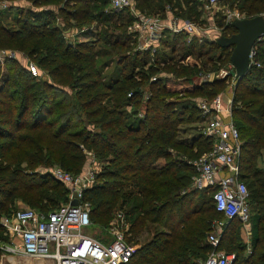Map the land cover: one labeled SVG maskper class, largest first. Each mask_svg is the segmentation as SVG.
<instances>
[{
  "label": "trees",
  "instance_id": "obj_1",
  "mask_svg": "<svg viewBox=\"0 0 264 264\" xmlns=\"http://www.w3.org/2000/svg\"><path fill=\"white\" fill-rule=\"evenodd\" d=\"M6 1L0 15L13 11L15 26L0 21V47L27 56L48 77L37 79L20 58L5 57L3 68L0 63V205L18 197L35 209L50 210L65 202L68 188L47 169L57 166L76 174L86 157L83 149L90 150L103 161L84 192L90 217L105 223L116 209L124 210L126 239L136 245L125 264H200L211 249L206 241L209 223L224 215L216 210L210 188L204 187L210 192L207 197L202 189L191 187L195 170L187 160L207 151L211 140L197 125L196 135L180 137V123L199 119L198 92L207 97L217 93L225 79L199 80L198 72L223 65L231 46H220L217 37L201 41L195 37L181 48L176 42L185 36L181 32L169 40L171 52L161 50L155 60L148 50L133 45L127 30L121 32L122 41L117 39L119 31L112 32L114 40L105 42L124 53L116 55L112 74L103 79L101 72L112 61H96V39L70 41L65 34L81 29L87 17L95 25L112 20L106 0H25L26 6L19 0ZM172 1L135 0V4L146 13L169 5L184 17L174 6L177 1ZM234 3L248 16L264 12V0H229ZM59 15L62 18L56 19ZM222 31L229 35L235 29L229 23ZM263 44L264 39L257 44L260 65H264ZM186 54H194L198 63L182 62ZM158 69L164 72L156 74ZM169 73L174 80H164ZM144 92L149 93L145 100ZM251 93L235 92L231 106L239 134L247 130L249 141L264 135V110L253 113ZM248 166L253 163L247 162ZM249 173L255 179L245 182L252 247L241 253V248L235 251L229 240L221 239L219 248L235 252L231 264H264V225L259 227L264 223V170L253 166ZM235 220L240 219H229ZM147 232L151 235L144 237Z\"/></svg>",
  "mask_w": 264,
  "mask_h": 264
},
{
  "label": "built area",
  "instance_id": "obj_2",
  "mask_svg": "<svg viewBox=\"0 0 264 264\" xmlns=\"http://www.w3.org/2000/svg\"><path fill=\"white\" fill-rule=\"evenodd\" d=\"M201 7L210 9L220 5L222 0H196ZM111 8L123 9L131 17L129 31L133 32L136 48L148 50L156 54V48L167 32L186 34L187 40L212 39L221 34L226 24L239 17L236 10L222 6L223 23L212 26L207 30L202 25L195 24L191 19L180 18L173 14L169 5L162 13L146 14L134 5V0H108ZM7 5L6 0H0V7ZM211 26V24H210ZM219 27V28H218ZM8 54L0 50V59ZM12 57L14 54L10 53ZM257 43L254 42L249 51L251 65L259 66L256 58ZM10 56V55H9ZM189 55L181 58L187 64L198 63L190 60ZM28 67L31 73L36 74V66L30 62ZM233 67V66H232ZM231 64L220 67L218 70H200L199 80L233 76ZM164 80H174L171 73ZM156 75L151 76V80ZM131 92H128L130 95ZM232 101L224 100L217 93L210 98L199 97L196 107L199 111L198 127L203 135L211 140V147L197 157L190 158L187 163L195 170L192 175V186L195 188L208 187L212 192V199L217 211L229 220L238 218L243 222L250 216L249 191L246 183L240 177V164L237 156L240 152L241 141L239 131L233 119L228 116ZM142 112H139L141 115ZM52 175L63 182L68 188L67 200L50 210H39L33 207H22L12 214L1 216V223L6 232L17 237L16 250L19 253L52 260L54 264H125L131 258L135 245L126 239L128 229L127 216L123 209H116L110 222L111 239L101 241L86 233L91 223L89 202L84 199L85 190L95 181L97 170L90 167L76 174L60 167L47 169ZM75 198L77 202L71 203ZM220 219H215L214 229L206 235V241L211 249L205 256L202 264H231L235 252L219 248L222 226ZM216 228H219L216 230ZM9 249H14L10 247ZM250 250V247H248Z\"/></svg>",
  "mask_w": 264,
  "mask_h": 264
},
{
  "label": "rangeland",
  "instance_id": "obj_3",
  "mask_svg": "<svg viewBox=\"0 0 264 264\" xmlns=\"http://www.w3.org/2000/svg\"><path fill=\"white\" fill-rule=\"evenodd\" d=\"M176 1H177V4L174 3V0L172 2L174 3V6L177 7V10L178 11L180 10L182 13H184L183 15L186 14L184 17L180 16L179 14H176L178 17L183 18V19H185V18L191 19L195 24L202 25L207 30L212 29L213 28L212 26H214V25L220 26L223 23L222 12H221V10L218 11L217 9L218 8L221 9L222 6H224V5L226 7L227 4H229V0H222L220 2V5L213 8L212 13H211L210 9L201 7L200 5H198V3H195L193 1H187V2H185L183 0H176ZM149 2H150V5L152 6L153 5L152 1H149ZM154 3H156V2H154ZM80 4H82V3H80ZM75 5L76 4H74V3L72 4V6H75ZM96 5H98L97 2H96ZM105 6H106V10H110V12H112L113 17H114L112 20H108L107 22H105L106 24H99V25L96 24L95 25V22L91 21V23H90L89 22L90 18L87 17V18H85V22H83L84 25L82 27H80V28H84L87 25L92 27V30H93V33H92L93 38L92 39H94V40L96 39L95 40V50H96V54L98 55L96 58V61H98V63H99V61H104V60L105 61H108V60L112 61L111 63H109L108 67H105L103 69V71L101 72L102 78L105 76H108L109 74H112L111 72L114 70V68L116 66V62L114 61L116 59V55L124 53L123 48L120 49L117 46L115 48H110V45L108 43H106L105 41L106 40H114L115 35L112 32H118V31L120 32V34L119 35L116 34L117 39H119V41L124 40L125 37L122 35L124 33H121V32L124 29L127 30V26L129 24V22L131 21L130 15L125 10L119 9L118 10L119 12L122 11L119 14L117 11H114L113 9L110 8V5L107 2V0H106ZM137 7H138V9H140V7L138 5H137ZM2 8H4V7H2ZM93 8L94 7H91L90 9L93 10ZM163 10H160L158 12L162 13ZM173 10H175V9H173ZM173 10H171V11L173 14H175L173 12ZM158 12H156V13H158ZM12 13H13V11H12ZM12 13L5 12L4 15L1 14L0 15V21L3 24H6L8 26H15V19H14ZM143 13H146V12H143ZM146 14H151V13H146ZM20 16H21V14H20ZM119 16H123V17L119 18ZM239 17H241V14L239 15ZM60 18H62L61 15L56 17V19H60ZM69 21L71 23L74 22L73 19H70ZM92 24H94V25H92ZM210 24H211V26H210ZM80 30H82V29H78V30L73 29L71 31L66 32L65 35L67 38H69L70 41H74L75 39L79 40V41L91 40V39H86L87 38L86 35L81 34ZM220 31H221V33H223L222 29H220ZM173 35L174 34H171V37ZM198 40H200V39H198ZM176 42H177V46H180L181 48H183V47H185V46H182L184 44V42L188 43L189 40H187L186 34H185V36L181 35L179 37V39H176ZM131 43L127 42V44H130V46H132ZM133 45L136 47V44H133ZM206 46H208V45H206ZM179 48H178V50H179ZM0 50H4L5 52H8V54H6V56L5 55L3 56V54H2L3 58L0 59V63H2V68L4 66V64H3L4 61H2V60H4L5 57H12L10 54V53H12L15 55V57H13V58H20L22 63L29 64L30 62H32L36 66V74H34V76L37 79L48 77L46 72H44V70L40 69L34 61L30 60L27 56L23 55L22 53L17 52L14 48L0 47ZM212 52H214V51L212 50ZM176 54H177V52L175 53V55ZM192 55H194V54H192ZM193 59L198 61V59L195 57V55L193 56ZM190 60H192V59H190ZM223 62H224L223 65L219 66V68L225 67L227 61L226 62L223 61ZM140 68L142 70L143 69L145 70V68H142V66H140ZM219 68H217L216 70H218ZM127 70H128V66L125 68V71H127ZM216 70H213V71H216ZM162 72H164V71H161L160 69L155 71L156 74H162ZM48 80H50V79H48ZM58 86L60 89L65 88V90H70L66 87L67 85H58ZM218 92H221V90ZM203 94H204V92H198L197 99L199 97H207ZM148 95H149L148 92H144L142 99L145 100V98ZM175 95H177V94H175ZM179 96H185V95H179ZM207 98H210V97H207ZM127 109H130V106H127ZM195 125L198 126L197 122L195 123L194 121L181 122L180 123V127H181L180 130H182L183 132L179 133L180 137H189V136L196 135L197 130L195 129ZM240 133H241V131H240ZM83 150L86 153V157L84 158V161H83V163L79 169V172L82 170H87L90 167H94L98 171L102 165V162H103L101 160V158L95 156L92 153L93 151L86 150V149H83ZM191 187H194V186H191ZM199 189H202V190H200V192H205L207 197L210 196V192H208V190H206L204 188H199ZM84 199L89 202V200L86 199L85 196H84ZM89 206L91 207L90 203H89ZM22 207H33V205L21 200L18 197H15V199L10 200V201L8 199H6L3 202V204L0 205V220H1L2 215L10 213L13 210H16V209L22 208ZM253 209H254V206L251 205V214H254V212H255ZM111 216L112 217H109V220L107 219L108 221L105 223L99 222L98 221L99 219H93L92 218V223L88 228H86V233L89 234L90 236L94 237V238L100 239L101 241H104V242L109 241L111 239V235H112L109 226H110V222L113 218V214ZM215 218L220 219L223 222L221 229L216 228V230H218V229L220 230L219 232L221 234V239L223 241L229 240L228 242L230 243V247H232L231 249H234L235 251L238 248L239 249L241 248V253L242 252H248V247H250V246L252 247V243H251L252 238H253L252 229H251L252 228L251 227L252 222L251 221L250 222L249 221L243 222L240 220L239 221H236V220L235 221H229L223 216H221V217L217 216V217H214L211 219V221L209 223L210 230L214 229V227H215V225H213V223H212V220ZM263 225H264V223L259 222V227H261ZM0 228L2 229V230L0 229V264H17V263H15V261L12 260V257H13L12 255H15L16 257H18V259L30 257L27 255L25 256V254L19 253L16 250V246H17V242H18L17 237L13 234H9L8 232H6L1 221H0ZM151 230H153V228L150 229V232H151ZM149 235H151V234L149 232H147L144 235V237H149ZM245 245H246V249H245ZM10 247H12L14 249H9ZM243 247H244V249H243ZM135 249H136V245H135ZM231 251H233V250H231ZM201 262L202 261L200 260L199 263L201 264ZM19 264H21V263H19ZM44 264H50V262L45 260Z\"/></svg>",
  "mask_w": 264,
  "mask_h": 264
},
{
  "label": "crops",
  "instance_id": "obj_4",
  "mask_svg": "<svg viewBox=\"0 0 264 264\" xmlns=\"http://www.w3.org/2000/svg\"><path fill=\"white\" fill-rule=\"evenodd\" d=\"M17 3H19L23 6L27 5L25 3V0H19V1H17ZM134 5L137 7V5L135 4V1H134ZM227 6L232 8L233 10L238 11V13L241 14V17L248 16V15H245V13L243 11L239 10L236 3H234L233 5L227 4ZM139 10H141V9H139ZM261 14L264 15V12H261ZM238 18H240V17H238ZM92 25H94V24H92ZM81 29L82 30H80V32H81V34L86 35V37H87L86 39H92L93 38V36H92L93 30H92L91 26L87 25ZM127 32L130 34V37L135 40V36H134L133 32L129 31V24L127 26ZM167 34L168 35L165 36V38H163L161 45H159V47L156 48V51L159 53L161 50L162 51L165 50L166 52L167 51L171 52V44L169 42V40L171 39V33L167 32ZM166 37H168L167 42H166ZM263 39L264 38H260L259 40L256 41V43L258 44V42H260ZM74 41H79V40L75 39ZM135 44H136V40H135ZM231 48H230V51H231ZM157 52L154 55L150 53L155 60H157V58H155L158 55ZM263 53H264V44H263V51L261 54V58H264ZM166 54L170 55L168 53H166ZM186 55H189L190 59H192L194 56L192 54H186ZM261 58H260V60H261ZM262 63H263V61H262ZM229 64H231V63L228 60L225 67H228ZM231 67H232V65H231ZM232 70L234 71L233 76L227 75L225 77H221V78H224L225 80L219 86L220 88L217 89L218 91L221 90V92H218V91L217 92L220 93V95L224 98V100H227V101H229V100L232 101L234 99L235 92H240V93H244L247 95L249 94V92L250 93L252 92L251 98L254 99V103H252L251 107H252L253 113L257 114L258 109L264 110V65L263 64H261L259 66L251 65L250 69H248L249 72L246 74V77H245L246 79L244 81H241V82L240 81L238 82V80H236L234 67H232ZM251 88H253L255 90L251 91L250 90ZM228 116L231 117L235 123V120H234L233 114H232V108H231V111L228 114ZM235 125H236V123H235ZM248 135L249 134H248L247 130L244 131L243 134H239V140L241 141V143H240L241 146H240V152L237 156V159L239 161V164L241 163L240 164V175H241L240 177L244 182L249 184L251 182H255L254 177L252 176L251 173H249V170L253 166L257 169L264 170V135L261 136L260 138H256V137L253 138L252 137L250 141L248 139ZM247 162H252L253 166L247 167ZM12 256H13L12 260L15 261V263H17V264H19V263H21V264H35L34 261H31V259L29 257L18 259V257H16L15 255H12ZM35 258H37V257H35ZM38 258H40V257H38ZM40 259H42L43 261L47 260L48 262H50V264H54V262H52V260H49L46 258H40Z\"/></svg>",
  "mask_w": 264,
  "mask_h": 264
},
{
  "label": "water",
  "instance_id": "obj_5",
  "mask_svg": "<svg viewBox=\"0 0 264 264\" xmlns=\"http://www.w3.org/2000/svg\"><path fill=\"white\" fill-rule=\"evenodd\" d=\"M235 31L229 35L217 36V43L222 47H232L229 62L234 67L236 80H239L251 66L249 51L254 42L264 38V15L261 13L235 18L231 22ZM73 198L71 203H76Z\"/></svg>",
  "mask_w": 264,
  "mask_h": 264
},
{
  "label": "bare ground",
  "instance_id": "obj_6",
  "mask_svg": "<svg viewBox=\"0 0 264 264\" xmlns=\"http://www.w3.org/2000/svg\"><path fill=\"white\" fill-rule=\"evenodd\" d=\"M26 256V255H25ZM32 261H34L35 264H44V261L40 258H35V257H29Z\"/></svg>",
  "mask_w": 264,
  "mask_h": 264
}]
</instances>
